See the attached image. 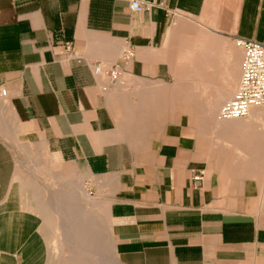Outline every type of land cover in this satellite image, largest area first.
<instances>
[{
  "label": "crops",
  "instance_id": "1",
  "mask_svg": "<svg viewBox=\"0 0 264 264\" xmlns=\"http://www.w3.org/2000/svg\"><path fill=\"white\" fill-rule=\"evenodd\" d=\"M152 1L139 12L130 0H0V264H46L53 250L52 205L26 167L33 145L76 178H58L64 201L108 206L121 264H264V110L217 112L239 84L236 39L264 42V0ZM96 63L120 65V79L109 85ZM190 79L216 146L172 114V85Z\"/></svg>",
  "mask_w": 264,
  "mask_h": 264
},
{
  "label": "rangeland",
  "instance_id": "2",
  "mask_svg": "<svg viewBox=\"0 0 264 264\" xmlns=\"http://www.w3.org/2000/svg\"><path fill=\"white\" fill-rule=\"evenodd\" d=\"M236 47L241 49L237 45ZM195 86L200 87V83L194 81V79H190L185 90L177 89L176 85H172V114L180 115L187 113L192 115V118L194 119L192 125L196 127L199 132L203 130V134L206 136L208 135L210 146H216L218 145V141L220 144L223 140L222 133L214 131L211 126H204V122L200 121L202 115H204V106L199 104L201 103L202 94L200 92H202V90H198V93H195ZM184 97H191L193 105L185 107L174 104L181 101ZM219 108L220 105L218 106L217 112ZM241 139L244 140V138ZM240 148V150L243 151L246 147ZM22 152L24 153V148H22ZM239 156L241 158L240 164L246 165L248 154L241 152ZM257 158V163L264 165L263 160H261V155L259 157V153ZM47 165L56 164L48 155L37 151L33 145L32 153L30 155L27 154L26 167L29 168L33 174L32 181L42 185L46 191V199L48 203L52 205V210L50 211L49 209V211L47 210L46 212V219L43 218L53 230V236L51 237L53 250H51L49 252V256L46 257V264H55V260H57L58 264H119L121 261L115 254L113 241L111 240L108 230V218L105 217L106 213L108 214V217H110L108 206L104 203V201L94 198L93 194L89 195L88 191L87 194L90 198H94L100 202L97 203L95 211L90 209L87 203H67V201H64V187L58 182V178L65 177L68 180L76 178H68L62 175L59 170L56 171V168L51 169L50 166H48V168ZM49 169L53 172L56 171V173H52ZM86 218L87 220H85ZM88 220L90 223L87 222ZM80 221L86 222L87 228L92 229V234H94L92 238H94V240H91V242L90 240L86 243L82 241L80 242L79 237H81L82 234L78 233L77 225ZM73 222L76 225L73 224ZM70 227L71 231L69 230ZM76 236L78 239H76ZM93 242H95L94 245L91 244ZM101 246H103V248H101Z\"/></svg>",
  "mask_w": 264,
  "mask_h": 264
},
{
  "label": "built area",
  "instance_id": "3",
  "mask_svg": "<svg viewBox=\"0 0 264 264\" xmlns=\"http://www.w3.org/2000/svg\"><path fill=\"white\" fill-rule=\"evenodd\" d=\"M161 6L162 3H156L152 0H130V8L134 11L150 10L155 6ZM63 35V29H59ZM236 44L243 50L241 62V75L238 87L234 95L225 101L218 110V118L222 121L247 118L254 109L264 110V42L253 39L237 38ZM58 45L62 47V53L74 57L78 61L82 57L72 49V42L69 39H62ZM134 52L127 50L124 54V60L129 61ZM94 74L108 79L109 85L115 84L122 75L120 65L106 67L100 63L93 64ZM8 90L4 87L0 77V97L5 98ZM264 128V113H263ZM204 171H200L194 176L195 186H200L203 181Z\"/></svg>",
  "mask_w": 264,
  "mask_h": 264
},
{
  "label": "bare ground",
  "instance_id": "4",
  "mask_svg": "<svg viewBox=\"0 0 264 264\" xmlns=\"http://www.w3.org/2000/svg\"><path fill=\"white\" fill-rule=\"evenodd\" d=\"M252 113V112H251ZM251 116V115H250ZM249 116V117H250ZM248 118V117H247ZM241 119H243V118H241ZM236 120V119H235ZM231 121V120H230ZM69 202H70V200H69ZM75 208V207H74ZM63 210V209H62ZM75 210V209H74ZM75 214V213H74ZM91 215V214H90ZM70 216V215H69ZM84 216V215H83ZM87 217V216H86ZM106 217V216H105ZM85 220H87V218L85 219ZM69 222H71V221H69ZM76 222V221H75ZM87 222H89V220L87 221ZM90 223V222H89ZM73 224H75L74 222H73ZM76 225V224H75ZM78 233H80V234H82V236L81 237H79L80 238V242L82 241V242H84V243H86V242H88L89 240H90V242H91V240H94V238H92L93 237V235L94 234H92L93 232H92V229H88L87 228V224H86V222H84V221H80V222H78ZM71 226V225H70ZM73 228H74V226H73ZM94 228H95V226H94ZM70 231H71V227H70V229H69ZM74 230V229H73ZM75 231V230H74ZM73 231V232H74ZM76 232V231H75ZM75 235V234H74ZM79 236V235H78ZM77 237V236H76ZM76 239H78V237L76 238ZM73 240V239H72ZM97 240V239H96ZM89 242V243H90ZM88 243V244H89ZM91 244H95V242H93V243H91ZM105 244V243H104ZM83 245V244H82ZM90 245V244H89ZM88 247V246H87ZM80 248H82V247H80ZM85 248V247H84ZM101 248H103V246H101ZM88 254V253H87ZM88 256V255H87ZM90 256H92V255H90ZM98 259V258H97ZM120 264V263H119Z\"/></svg>",
  "mask_w": 264,
  "mask_h": 264
}]
</instances>
